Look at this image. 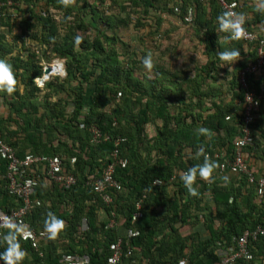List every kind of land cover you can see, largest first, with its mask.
Returning <instances> with one entry per match:
<instances>
[{"label":"trees","instance_id":"trees-1","mask_svg":"<svg viewBox=\"0 0 264 264\" xmlns=\"http://www.w3.org/2000/svg\"><path fill=\"white\" fill-rule=\"evenodd\" d=\"M227 1L237 3L245 28L263 38L264 0ZM12 2L27 13L17 25L7 14L13 5L4 7L0 22V57L13 65L17 78L16 92H0V137L19 159L61 157L66 172L77 178V184L65 190L46 181L45 165L29 169L37 182L33 199L42 205L26 221L43 232V220L53 212L66 227L56 239L40 240L39 251L18 237L27 253L23 264H60L64 254L89 255L90 264H107L110 245L131 227L141 232L131 241L133 259L140 264H220L219 245L229 248L234 237L264 225V198L257 196L256 186L236 171H220L222 156L234 154L243 125L245 91L239 74L256 62L259 40L225 39L228 33L220 31L217 22L225 12L217 0ZM133 15L137 32L153 29L149 35L154 44L173 34L160 33L163 15L179 19V26L193 29L191 42L203 48L205 62L193 68L187 65V70L156 64L152 52L140 51L139 45L125 40ZM147 36L134 38L145 45ZM231 48L240 50V59L225 64L217 52ZM146 56L152 59L151 69L144 66ZM54 58L65 60L66 77L52 76L39 86L37 80ZM249 83L252 90L264 91V67L250 75ZM150 125H155L153 136L148 134ZM92 126L99 127L109 141L92 144ZM200 127L208 131L199 134ZM252 129L255 145L245 153L260 178L264 172H256L252 160L264 161V103L256 111ZM118 137L126 139L119 149L126 168L117 169L122 190L114 192L107 205L86 181L104 172ZM199 148L218 167L209 180H197L198 195L192 196L180 175L202 163L203 157L196 156ZM8 167L9 162L0 157V209L10 212L22 202L7 190ZM141 200L144 217L134 224L135 204ZM113 214L118 224L110 229ZM187 226L194 231L183 236ZM2 237L0 252L6 247ZM250 248L255 259L234 264H264V241L252 240Z\"/></svg>","mask_w":264,"mask_h":264},{"label":"built area","instance_id":"built-area-1","mask_svg":"<svg viewBox=\"0 0 264 264\" xmlns=\"http://www.w3.org/2000/svg\"><path fill=\"white\" fill-rule=\"evenodd\" d=\"M202 3L210 0H199ZM224 12H231L237 14V3H229L227 0H217ZM12 0L0 1V22L3 18L4 7H11ZM179 12V9H176ZM188 21H193V11L188 12ZM245 27V25H244ZM259 40V47L257 49V60L250 64L239 74L241 88L245 91L244 95V117L242 130L239 139L235 145V152L231 157L223 154V162L220 166L221 172H226L231 169L245 176L250 185L256 186L257 196L264 198V177L257 178L250 168L245 149L254 147L255 139L253 136L252 124L255 123L256 111L264 103V91L256 92L251 89L249 77L252 74L259 73L264 67V36L259 39L257 35L251 33L245 28V34L238 40L245 43H252ZM62 76V75H61ZM39 85L40 80H37ZM118 97H121L119 94ZM229 119V118H228ZM91 143L94 145L102 144L109 141L110 137L105 135L97 126L90 128ZM126 142L125 138L118 137L115 140V149L110 156V162L99 178H90L86 181V186L98 194L103 202L110 205L113 202L112 194L122 190L121 183L116 179V171L119 168H126V163L120 159V145ZM0 157L9 162L7 180V190L10 195L16 197L22 202V206L18 209H12L10 212L0 209V238L3 230L10 227L19 226L21 229V240L23 242H30L35 251H39L40 240L48 237L47 233L38 232L32 225L26 221L28 215L36 208L42 205L41 201L33 199L37 182L29 176V169L33 166L45 165L46 181L55 184L65 190H70L77 184V178L74 174L66 172L63 159L61 157H47V156H27L24 159H19L15 150L4 143L0 137ZM76 158L71 160L75 164ZM160 182L156 181L155 185ZM144 217L143 201H138L135 204V210L132 215V222L138 223ZM86 221V219L84 220ZM87 222V221H86ZM115 215L109 222L108 228L113 229L117 227ZM87 223L83 224V230H87ZM141 235L140 230L131 227L126 231L125 236L120 237L110 245V256L107 264H125V261H130L129 264H140L133 259L134 251L131 245L132 239ZM261 238L264 241V225H259L253 230H246L244 234L239 237H234L229 248L219 245L217 251L220 264H234L239 260L253 261L255 259L254 253L251 250L252 240ZM42 256V253H40ZM264 260V259H263ZM89 255L64 254L60 259V264H90ZM264 262V261H263Z\"/></svg>","mask_w":264,"mask_h":264},{"label":"clouds","instance_id":"clouds-1","mask_svg":"<svg viewBox=\"0 0 264 264\" xmlns=\"http://www.w3.org/2000/svg\"><path fill=\"white\" fill-rule=\"evenodd\" d=\"M60 2L67 5L68 0H60ZM68 19H71V17ZM217 22L219 30L228 33L225 39L238 40L245 34V20L242 14L225 12L217 17ZM75 42L78 44L80 42V38L76 37ZM217 55L221 61L225 62V64H232L240 59V50L235 48L225 49L217 52ZM143 63L146 68L151 69L152 59L150 56H146ZM62 76L66 77V72ZM41 79H39L40 82ZM16 85L17 78L13 65L6 57H0V92L11 95L16 92ZM207 131L208 130L203 127L197 129L199 134H205ZM196 156L203 157L202 163L189 167L187 171L182 172L180 175V180L187 189L188 194L192 196L198 195L197 180H209L214 176L218 167L217 163L209 158L203 148L197 149ZM225 179H227V177H225ZM65 227V221L53 212H49L43 220V230L47 233L48 239L50 240L56 239L57 236L64 231ZM18 237L22 238L19 226L14 228L10 227L3 235L2 239L6 244V247H4L3 251L0 252V261H2L3 264H23L27 253L22 248Z\"/></svg>","mask_w":264,"mask_h":264},{"label":"rangeland","instance_id":"rangeland-1","mask_svg":"<svg viewBox=\"0 0 264 264\" xmlns=\"http://www.w3.org/2000/svg\"><path fill=\"white\" fill-rule=\"evenodd\" d=\"M171 19H174V18H171ZM131 21H132L131 27L128 29L127 33H125V38H126L125 40L126 41L130 40V42L135 43L136 45H139L140 51L152 52L154 55V61L156 64H159L166 69L187 70V67H186L187 65L193 68L194 66L201 65L205 62L206 55L203 52V48H201V46L197 45L196 43L191 42L190 34L192 33V30H193L192 28H189L185 25L176 26L172 22L173 21L172 20L171 21L172 25L165 24V26H168V27L167 28L163 27L160 31V33L164 31H173L172 37L169 39L161 38L160 41L157 40L158 42L154 44L152 37H150V35H152L153 29L151 27H148L144 31L137 32L138 30L136 28L137 16L133 15L131 17ZM152 25L154 26L155 24L152 23ZM143 33L146 35L148 34L147 36L148 38H145V41L143 42V44L145 45H142L141 42H139V40L134 38L136 35L142 36ZM139 56L143 57L141 54ZM52 61H53L52 64L46 65L45 68L47 66L53 67L56 62H60L64 66V72H66L65 60L54 58ZM184 72H187V71H184ZM138 74H142V73L138 72ZM52 76H58V75H52ZM60 77L64 78L63 76H60ZM41 85L43 84L41 83ZM155 131H156L155 125H150L148 127V134L150 136H153L155 134ZM84 223H87V222L84 221L83 224ZM189 232H192L191 228L184 227L182 229L183 234H187Z\"/></svg>","mask_w":264,"mask_h":264},{"label":"crops","instance_id":"crops-1","mask_svg":"<svg viewBox=\"0 0 264 264\" xmlns=\"http://www.w3.org/2000/svg\"><path fill=\"white\" fill-rule=\"evenodd\" d=\"M21 8V10L19 11V9ZM24 9V7L20 6V4L17 5V3H13V7L9 8L7 10V14L12 17V22L15 21L17 23V25L19 24V22L21 21V18L26 16V11L25 10H22ZM26 12V13H25ZM153 14V13H152ZM173 18V17H171ZM170 17H167L165 15H163V22L161 24V29L164 27V28H167L168 26H165V24H171V21L176 25H181L180 24V20L179 19H171ZM16 25V28H18L19 26ZM172 25V24H171ZM18 34H20V30L17 31ZM165 32V31H164ZM252 167L253 169L258 172V173H263L264 172V161H261V160H256V159H253L252 160ZM233 179V178H231ZM171 191H173V188H170ZM188 228H191L190 226H187ZM192 229V232L194 231L193 228ZM182 232V231H181ZM192 232H189L187 234H183V236H189L191 235Z\"/></svg>","mask_w":264,"mask_h":264},{"label":"bare ground","instance_id":"bare-ground-1","mask_svg":"<svg viewBox=\"0 0 264 264\" xmlns=\"http://www.w3.org/2000/svg\"><path fill=\"white\" fill-rule=\"evenodd\" d=\"M64 73L65 72H64V66H63V64L60 63V62H56L55 65L53 66V73H52V75H64ZM48 78H50V76Z\"/></svg>","mask_w":264,"mask_h":264},{"label":"water","instance_id":"water-1","mask_svg":"<svg viewBox=\"0 0 264 264\" xmlns=\"http://www.w3.org/2000/svg\"><path fill=\"white\" fill-rule=\"evenodd\" d=\"M52 73H53V67L47 66L44 70V76L41 79V83L44 84L48 80V77L52 75Z\"/></svg>","mask_w":264,"mask_h":264}]
</instances>
